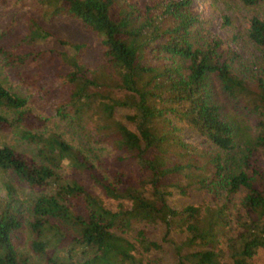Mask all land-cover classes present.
I'll return each mask as SVG.
<instances>
[{"label":"trees","instance_id":"16d2710c","mask_svg":"<svg viewBox=\"0 0 264 264\" xmlns=\"http://www.w3.org/2000/svg\"><path fill=\"white\" fill-rule=\"evenodd\" d=\"M35 1L45 20L66 16L95 32L99 60L32 16L23 36L0 45L28 89L0 81V130L23 145L0 142V264H150L145 253L162 239L176 264H254L264 249V16L247 19L258 53L243 68L218 37L194 40L192 0ZM185 127L204 145L183 140ZM99 143L133 168L105 174L89 156ZM213 187L214 204L166 202L170 188Z\"/></svg>","mask_w":264,"mask_h":264},{"label":"rangeland","instance_id":"374dc122","mask_svg":"<svg viewBox=\"0 0 264 264\" xmlns=\"http://www.w3.org/2000/svg\"><path fill=\"white\" fill-rule=\"evenodd\" d=\"M132 1L140 5L144 0ZM35 5V0H0V45L3 47L9 46L23 36L26 30L27 19L29 16H32L43 27L50 29L56 37L64 36L72 41L87 42L92 48L86 55V58L94 64L99 60V44L97 43L98 37L95 32L81 26L76 20L69 19L66 16H57L55 19L47 21L42 17L41 12L35 8ZM190 8L196 13L197 17V21L193 27L194 40L201 42L211 36L218 37L222 40L223 44L231 46L238 53V66L246 68L247 63L258 53L255 46L247 39L245 34L247 19L252 14L264 16V0L253 6L244 5L238 0H192ZM52 42L56 43L53 39ZM49 45L46 42L43 44V46ZM15 68L18 67L6 65L0 58V81L17 93L26 94L28 92L27 84L25 81L17 79ZM24 71L32 72L28 68ZM220 99L225 104H228L227 99L223 95H220ZM28 106L35 113L47 116L49 121L53 123L50 125H54V122L58 121L52 109L47 104L33 100V102L28 103ZM225 109L228 111L229 107L227 106ZM230 113L233 116L234 114H238ZM180 133L183 140L192 142L198 146L204 145L202 138L190 128H182ZM241 133L242 136L247 135L243 129L239 130V134ZM3 141L14 143L15 146L19 145L17 148L23 147L19 141L13 138L12 133L8 130H0V142ZM116 153L109 145L99 143L98 145H93V151L89 152V156L105 174L115 169L133 168V161L124 163L116 162ZM74 174L76 172L69 173V175ZM1 176L2 174L0 173V187ZM89 184L91 185V183ZM207 190L202 188L181 193L176 188H170V192L166 196V202L172 207L180 208L189 202L201 203L206 201L214 204L220 200V188L213 187L211 190ZM22 191V189H18L17 193L21 194ZM93 191L98 192L97 188H93ZM146 228L150 229L151 225H147ZM161 232H156V229H154L149 235L152 238L160 240ZM169 235L176 239L182 238L179 233H172L171 231L165 238H169ZM25 237L26 234L22 231L21 239H25ZM144 258L148 259L150 264H176L173 249L170 241H167V239H162L159 247L153 248L145 253ZM253 261L254 264H264V249L258 251Z\"/></svg>","mask_w":264,"mask_h":264}]
</instances>
